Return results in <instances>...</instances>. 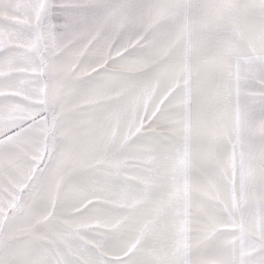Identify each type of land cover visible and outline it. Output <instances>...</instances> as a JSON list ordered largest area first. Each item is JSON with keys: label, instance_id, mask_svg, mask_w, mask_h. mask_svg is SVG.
<instances>
[{"label": "snow or ice", "instance_id": "6c2138e0", "mask_svg": "<svg viewBox=\"0 0 264 264\" xmlns=\"http://www.w3.org/2000/svg\"><path fill=\"white\" fill-rule=\"evenodd\" d=\"M0 264H264V0H0Z\"/></svg>", "mask_w": 264, "mask_h": 264}]
</instances>
